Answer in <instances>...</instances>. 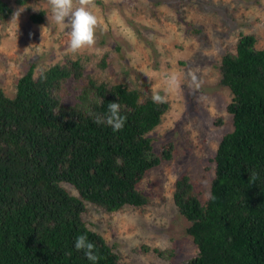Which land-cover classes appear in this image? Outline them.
Listing matches in <instances>:
<instances>
[{
	"label": "trees",
	"instance_id": "16d2710c",
	"mask_svg": "<svg viewBox=\"0 0 264 264\" xmlns=\"http://www.w3.org/2000/svg\"><path fill=\"white\" fill-rule=\"evenodd\" d=\"M11 11L0 0V19ZM42 15L40 10L29 18L38 23ZM255 42L254 35L242 34L235 52L221 57L220 83L232 94L226 105L232 129L211 157L206 199L187 175L174 183L173 202L197 247L180 264H264V48ZM100 61L104 66V57ZM33 69L30 64L17 79L12 97L0 88V264H94L74 248L81 234L95 245V264H131L81 214L85 201L108 212L147 203L137 183L171 158L170 145L155 153L148 136L167 103L139 100L138 89L83 76L78 58L35 76ZM70 76L83 83L77 101L66 105L59 92ZM110 102L119 103L126 117L117 132L94 122L97 114L106 120Z\"/></svg>",
	"mask_w": 264,
	"mask_h": 264
},
{
	"label": "rangeland",
	"instance_id": "374dc122",
	"mask_svg": "<svg viewBox=\"0 0 264 264\" xmlns=\"http://www.w3.org/2000/svg\"><path fill=\"white\" fill-rule=\"evenodd\" d=\"M5 1L12 8L0 19V88L7 96L15 94L17 79L30 64L35 76L78 58L83 76L138 89L139 100L154 93L166 98L167 110L148 136L155 153L170 145L171 158L147 170L137 183L147 203L108 212L85 201L81 217L121 261L180 264L195 255L197 247L186 233L189 221L173 202L174 183L187 175L201 201L208 195L211 157L232 129L226 110L232 94L220 83L221 57L235 52L242 34L254 35L255 48H264V0H95L90 11L100 22L96 43L77 53L68 50L70 26L61 29L52 20L48 0ZM40 10L42 20L32 22L30 15ZM173 74L180 86L170 89ZM82 83L67 77L61 102L74 104ZM62 185L76 195L72 186Z\"/></svg>",
	"mask_w": 264,
	"mask_h": 264
},
{
	"label": "clouds",
	"instance_id": "9594fccd",
	"mask_svg": "<svg viewBox=\"0 0 264 264\" xmlns=\"http://www.w3.org/2000/svg\"><path fill=\"white\" fill-rule=\"evenodd\" d=\"M51 5L52 20L63 29L65 26H70L71 31L69 34L68 50L71 53H77L78 51L91 48L96 43V29L99 26V18L90 11V8L95 7V0H48ZM19 12H17L13 18H18ZM193 83L196 82L195 74H190ZM170 89L179 88V78L173 74L168 80ZM199 87V84H196ZM152 100L155 103H164L166 98L154 93ZM121 105L117 102H110L108 104V111L110 115L106 120L95 115V123H107L112 127L113 132L122 130L126 121L125 116L120 115ZM92 115V113H89ZM256 173H252V179L254 180ZM74 248L77 251H84L88 260L95 262L99 257L94 254L95 245L88 241L86 235H78L74 242ZM70 254V253H68Z\"/></svg>",
	"mask_w": 264,
	"mask_h": 264
}]
</instances>
